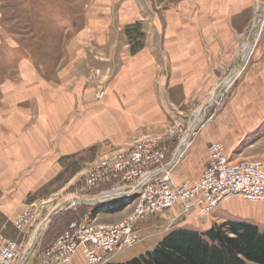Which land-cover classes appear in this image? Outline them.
Masks as SVG:
<instances>
[{
	"label": "crops",
	"instance_id": "obj_1",
	"mask_svg": "<svg viewBox=\"0 0 264 264\" xmlns=\"http://www.w3.org/2000/svg\"><path fill=\"white\" fill-rule=\"evenodd\" d=\"M258 3L259 0H92L80 36L94 45L97 52L115 56L113 48L116 46L122 51L120 44L126 43L120 29L135 22L145 32L155 33L146 40V45L150 43L154 47L148 45L128 57L127 60H133L136 65L140 62V87H127L125 104L115 103L108 94L104 104L87 110V114L75 119L76 123H85L87 136L95 139L103 134L135 139L150 132L160 134L158 132L164 130L176 114L189 116L218 83L219 78L212 87H201L212 60L229 59L227 46L233 43L238 29L245 26L244 19L252 10L254 18ZM163 12H167L165 36L162 35ZM239 49L232 58L230 56V64ZM108 59L92 56L87 64L104 70L109 66ZM130 67L135 68L132 63ZM166 67L171 68L168 80L158 73ZM244 72L246 76L241 86L234 87L218 115L193 141L173 176L176 184L184 180L198 181L210 162L212 142L221 143L232 160L264 156V38H260ZM121 82L122 71L116 68L108 89ZM3 88L6 89L1 91L7 96L2 95L5 99L0 100V214L14 221L21 211L20 205L47 189L51 194L52 183L62 174L61 158L67 155L68 145L64 142L59 149H53L51 137L53 121H65L66 117L20 115L18 109H14L15 103L21 98L41 100L40 95H34L29 87L24 93L21 90L26 87ZM41 88L43 91V87L39 90ZM68 94L69 91L64 101ZM75 101L79 102L77 91ZM81 132L83 134V130ZM64 134L67 136V132ZM66 183L65 177L63 187ZM240 197H229L220 206L232 207ZM245 202L251 204V209L248 212L242 209L240 213L237 210L247 217L243 216L242 221L264 231V202ZM80 259L78 257L74 264Z\"/></svg>",
	"mask_w": 264,
	"mask_h": 264
},
{
	"label": "rangeland",
	"instance_id": "obj_2",
	"mask_svg": "<svg viewBox=\"0 0 264 264\" xmlns=\"http://www.w3.org/2000/svg\"><path fill=\"white\" fill-rule=\"evenodd\" d=\"M91 3L92 0H0V100L7 96L5 91H1L6 89L3 87H26L21 92L29 87L34 95H40L41 100L25 101L21 98L18 103H15L16 108H14L18 109L20 115L66 117L65 121L58 123L56 120L53 121L55 123L52 124L54 129L51 137L53 149H59L60 144H64V142H67L68 145L67 155H62L61 158L62 174L52 183L51 194L48 193L49 190L47 189L44 193L41 192L36 196L29 197L26 204L20 205L19 214L28 208L37 210L40 223L52 215L46 229L41 234L38 242L39 249L60 234L70 221L82 216L95 217L96 222L102 224L118 223L128 217L135 204L125 206L121 211L107 213L100 205H91L86 202L75 205L70 203V205H66L65 209L54 215L52 209L66 199L79 196L77 190L82 178L96 161L131 148L138 140L147 135H162L169 125L168 123L164 130L158 132L160 134L150 132L135 139H127V137L121 139L105 134L95 139L92 136H87L85 123H76L75 119L82 114H87V110L95 105L104 104L108 94L112 96L110 100L115 103L122 102L125 104L127 102V87H140L138 69L140 62L138 61L136 65L133 60H127L128 57H133L148 45L154 47V44L146 45V40L155 33L152 30L145 32L139 23L135 22L132 25H124L120 29L126 43L120 44L122 51L116 46L113 48L116 53L115 56L97 52L94 45L86 43V40L84 41L80 36L85 26V15L89 13L88 7ZM161 14L164 21L162 35L165 36L167 34L165 27L167 12ZM253 15L252 10L249 17L244 19L245 26L238 29L233 43L227 46L226 52L229 59L212 60L208 74L202 78L205 82L201 83V87H212L218 78L219 83L233 70L234 65L230 64V56L232 58L239 47L236 57L240 55V50H242L245 41L241 46L240 43L243 39L246 40V33H249L251 28L248 29ZM260 38H264V23L255 48L241 74L234 79L235 81L227 90L225 89L218 96L215 103L206 108L202 115L205 122L200 127V131L205 129L206 127H203L208 126L212 118L214 119L218 115L226 101L231 97L234 87L241 86V82L246 76L244 71ZM164 48L168 51L166 45ZM92 56L103 59L109 58L106 61L109 66L104 70L98 67H89L87 63ZM234 58L235 56L232 60ZM131 63L135 68L130 67ZM116 68L122 71V82L109 90L108 82L113 77ZM158 73L163 76L164 80H168L171 76V68L159 69ZM153 74L155 75V73ZM39 87H43V91H41L42 88L39 90ZM216 87L217 85L211 92ZM65 90L66 92L69 91L66 101L63 99ZM76 91L79 102L75 101ZM99 92L102 95L101 98L97 97ZM2 95L4 96L2 97ZM210 96L211 93L209 97L194 108L197 110L203 108ZM0 106L2 105L0 104ZM66 132L67 136L64 134ZM191 146L192 144L188 145L185 152L180 156L177 166L172 170V177ZM65 177L67 186L63 187ZM60 186H62L61 189ZM240 200L237 199L236 204H233L232 207L222 208L220 206L208 218L194 217L190 219L180 216L179 206L167 209L163 213L149 215L137 225L141 241L114 256L112 262L126 263L154 250L175 229L183 228L205 232L212 227L222 226L229 220L242 221L243 216L246 217V215L239 213L242 212V209H247L248 212L251 209V204H246L241 197ZM247 215L249 216L248 213ZM169 224H174V228L168 232L165 229ZM3 239H19L21 241L23 235L14 227L13 219L1 217L0 214V240ZM79 262L76 263L79 264Z\"/></svg>",
	"mask_w": 264,
	"mask_h": 264
},
{
	"label": "built area",
	"instance_id": "obj_3",
	"mask_svg": "<svg viewBox=\"0 0 264 264\" xmlns=\"http://www.w3.org/2000/svg\"><path fill=\"white\" fill-rule=\"evenodd\" d=\"M97 97H102L100 92ZM199 111L176 114L162 135H147L131 148L96 161L83 176L77 197L101 207L135 204L132 213L112 224L97 223L89 215L70 221L38 249L31 264H74L78 257L81 264H110L114 256L141 241L137 225L149 215L179 206L180 216L208 218L232 196L264 202V156L232 160L219 142L210 143V162L198 181H173L172 170L204 125ZM41 224L34 208L19 214L13 225L23 239L0 240V264H26L25 255L32 252L31 240Z\"/></svg>",
	"mask_w": 264,
	"mask_h": 264
},
{
	"label": "trees",
	"instance_id": "obj_4",
	"mask_svg": "<svg viewBox=\"0 0 264 264\" xmlns=\"http://www.w3.org/2000/svg\"><path fill=\"white\" fill-rule=\"evenodd\" d=\"M125 206L121 203L102 208L107 213L121 211ZM110 264H264V231L236 220L205 232L179 228L154 250L126 263Z\"/></svg>",
	"mask_w": 264,
	"mask_h": 264
},
{
	"label": "bare ground",
	"instance_id": "obj_5",
	"mask_svg": "<svg viewBox=\"0 0 264 264\" xmlns=\"http://www.w3.org/2000/svg\"><path fill=\"white\" fill-rule=\"evenodd\" d=\"M255 19V17H254ZM255 48V47H254ZM253 48V49H254ZM252 46H250L247 42L245 43V45H243V48L240 52V55L243 56V57H246L248 55H251L252 53ZM242 70H239L237 67L234 66L233 70L228 74V76L223 79L221 82H219L217 84V87L215 88V90L213 92H211V96L210 98L208 99V101L206 102V104L203 106V108L199 109L200 113L199 116L202 117V114L205 113V110L206 108L215 103V101L218 99V96L223 92L225 91V89L227 90L229 88V86H231L232 82H234L235 78L238 77L240 74H241ZM180 154V153H179ZM82 201H85L84 198H81V197H72L70 199H66L65 201L59 203L58 205H56V207H54L52 209V212H53V215L56 213L57 214V211H62V209H65L66 205L72 203V205H75L77 203H80ZM51 212V213H52ZM50 218H52V215H50L49 217H47L41 224V227L38 228V230H36L33 234V239L31 240V246L30 248H32V252L28 255H25V258L26 259V264H31L32 263V259L35 255V253L37 252V250L39 249V245H38V242H39V235H41L39 232H41L42 229L46 228V226L48 225L49 221H50ZM35 244V245H34ZM22 264V263H21Z\"/></svg>",
	"mask_w": 264,
	"mask_h": 264
},
{
	"label": "water",
	"instance_id": "obj_6",
	"mask_svg": "<svg viewBox=\"0 0 264 264\" xmlns=\"http://www.w3.org/2000/svg\"><path fill=\"white\" fill-rule=\"evenodd\" d=\"M263 23H264V0H259L255 19L245 40V43L247 42L250 46H252V50L255 47L257 40L262 32ZM245 43L243 45H245ZM249 56L250 55L243 57L239 55L234 59L233 65L237 67L239 70H243L249 59Z\"/></svg>",
	"mask_w": 264,
	"mask_h": 264
}]
</instances>
